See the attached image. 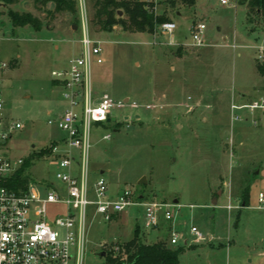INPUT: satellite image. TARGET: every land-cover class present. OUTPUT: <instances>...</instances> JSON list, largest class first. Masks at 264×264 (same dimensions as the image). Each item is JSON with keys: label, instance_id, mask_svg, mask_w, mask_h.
<instances>
[{"label": "rangeland", "instance_id": "374dc122", "mask_svg": "<svg viewBox=\"0 0 264 264\" xmlns=\"http://www.w3.org/2000/svg\"><path fill=\"white\" fill-rule=\"evenodd\" d=\"M144 1L157 16L175 23L173 33L159 26L153 34L118 27L104 33L89 24L102 59L91 65L92 87L118 104L108 122L92 124L90 185L103 177L110 191L128 189L147 201H176L175 228L189 240L181 245L180 264H264V204L258 202L259 192L264 193V123L253 126L245 113L231 122L229 113L232 101L264 96V79L255 67L264 60V19L239 0L228 5L196 0L192 8ZM85 5L90 20L87 0ZM77 9L74 23L67 13L46 17L33 0H0V59L8 64L1 75L4 113L23 126L9 144L14 157L48 150L57 145L49 146L52 139L64 136L47 124L69 106L51 72L67 69L81 53L79 0ZM9 10L30 12L42 27L13 29ZM197 25L204 27V46L192 42L190 28ZM43 157L34 160L28 175L47 178L53 190L64 192ZM142 179L145 183H139ZM244 193L246 207L240 205ZM143 212L129 207L105 222L89 208L84 264H101L99 254L129 241L136 224L141 227ZM163 223L153 231L141 227L140 240L167 241ZM190 227L203 239L192 241Z\"/></svg>", "mask_w": 264, "mask_h": 264}, {"label": "built area", "instance_id": "2783aa9c", "mask_svg": "<svg viewBox=\"0 0 264 264\" xmlns=\"http://www.w3.org/2000/svg\"><path fill=\"white\" fill-rule=\"evenodd\" d=\"M220 3L228 5V0ZM79 10L81 53L69 61L67 69L51 72L69 105L63 113L47 121L64 134L63 148L58 144L52 146L43 157L54 169V177L63 184L64 192L53 190L47 178L31 179L17 191L6 185L24 163V159L11 154L9 146L13 134L23 126L5 116L1 75L8 64L0 61V264H84L85 220L89 208L94 215L110 222L129 207H142L143 229L158 230L163 220L169 246L189 242L175 228L178 204L147 201L128 189L112 193L103 177L90 185L88 154L92 124L108 122L118 104L107 94L98 95L92 87L91 65L102 63L101 49L99 42L90 36L85 0H79ZM159 29L173 33L176 25L165 22ZM204 32L202 25L191 26L193 44H206ZM229 113L231 122L240 121L245 113L248 117L244 120L259 126L264 123V96L241 103L232 101ZM258 202L264 204V193L259 192ZM231 208L227 205L228 210ZM189 233L192 241L204 237L195 227H190Z\"/></svg>", "mask_w": 264, "mask_h": 264}, {"label": "trees", "instance_id": "16d2710c", "mask_svg": "<svg viewBox=\"0 0 264 264\" xmlns=\"http://www.w3.org/2000/svg\"><path fill=\"white\" fill-rule=\"evenodd\" d=\"M246 2L248 10L264 19V0H239ZM90 7V25L95 32L110 33L118 27L122 32L153 34L156 27L165 22H170L169 18L157 16L153 10V5L144 0H87ZM170 7L181 5L192 8L196 0H167ZM47 4H52V9H47ZM34 8L45 13L46 17L54 18L56 15L64 13L73 17L77 23V0H33ZM119 12L121 14H119ZM13 29L28 26L34 30L42 27V21L33 16L30 12H17L9 10L7 13ZM256 71L264 79V60L256 62ZM50 152L40 149L31 152L24 159L20 169L8 180L7 187L17 191L24 188L30 176L27 170L35 159H41ZM243 207L248 206L247 194L244 193ZM117 216H113L114 220ZM111 220V221H112ZM141 227L136 224L132 238L118 245L117 250H109L104 253L101 264H180L179 257L184 252V248L179 245L175 248L169 246L166 241H159L152 244H145L140 240Z\"/></svg>", "mask_w": 264, "mask_h": 264}, {"label": "crops", "instance_id": "0c3cea01", "mask_svg": "<svg viewBox=\"0 0 264 264\" xmlns=\"http://www.w3.org/2000/svg\"><path fill=\"white\" fill-rule=\"evenodd\" d=\"M47 9H49V8H47ZM17 12H18V11H17ZM9 22H10V21H9ZM173 23H174V22H173ZM0 24H1V23H0ZM1 25H2V24H1ZM11 26H12V24H11ZM12 28H13V27H12ZM0 61H3V60L0 59ZM3 62H4V61H3ZM63 139H64V136H63V137H60V138H59V137H56V138H54V139H52V140L50 141L49 146L52 145V144H58V145H61V146H62ZM62 148H63V146L61 147V150H62ZM111 192H112V193H116V192H118V191L115 192L114 190H112ZM217 203H218V199L216 198V205H217ZM117 217H118V216H117ZM117 217H116V218H117ZM176 217H177V215H176ZM176 217H175V220H176ZM116 218H115V219H116ZM174 224H175V223H174ZM164 225H166V223H163V226H164ZM183 253H185V251H184ZM183 253H182V254H183ZM182 254H181V255H182Z\"/></svg>", "mask_w": 264, "mask_h": 264}, {"label": "water", "instance_id": "95a60500", "mask_svg": "<svg viewBox=\"0 0 264 264\" xmlns=\"http://www.w3.org/2000/svg\"><path fill=\"white\" fill-rule=\"evenodd\" d=\"M119 14H121V13L119 12ZM74 29H75V27H74ZM112 121H114V119ZM32 148H33V146H32ZM139 183H145V179H142ZM217 195L220 196L221 192H218ZM174 203H176V201ZM212 204L216 205V198L212 201ZM104 255H105L104 253L99 254L100 257H103Z\"/></svg>", "mask_w": 264, "mask_h": 264}]
</instances>
